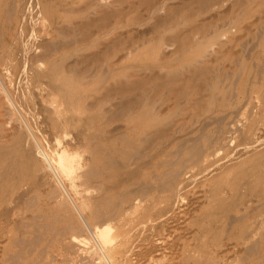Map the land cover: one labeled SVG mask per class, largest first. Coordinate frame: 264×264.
<instances>
[{
	"label": "rangeland",
	"instance_id": "obj_1",
	"mask_svg": "<svg viewBox=\"0 0 264 264\" xmlns=\"http://www.w3.org/2000/svg\"><path fill=\"white\" fill-rule=\"evenodd\" d=\"M13 1L0 264H264V0ZM147 165L170 183L129 189ZM101 187L121 191L112 229L88 217Z\"/></svg>",
	"mask_w": 264,
	"mask_h": 264
},
{
	"label": "bare ground",
	"instance_id": "obj_2",
	"mask_svg": "<svg viewBox=\"0 0 264 264\" xmlns=\"http://www.w3.org/2000/svg\"><path fill=\"white\" fill-rule=\"evenodd\" d=\"M1 1L3 3V7H1L2 9L4 8L5 11H7V12H15L16 11L17 6H16L15 1H13V0H11V1L10 0H1ZM24 11L27 12V9ZM62 81L63 82H61V84L58 85L55 89L56 94L58 96H62L66 101H68L70 99L74 100V98L76 97V93L74 91H72L71 89H69L65 80H62ZM25 82H26V80H25ZM15 97L16 96L14 95L12 97V99H13V101L16 102ZM204 134L205 133H203V135ZM206 136H208L207 132H206ZM204 141H206L205 138H200L197 141L190 142L189 145H187L184 148V150L182 151L181 157L184 154L193 155L196 152H198L197 149H198L199 145H201L200 143L201 142L203 143ZM16 147H17V145L14 147V149ZM5 149H7V147H4V146L0 147V152L2 153V155H3V151H5ZM40 152H41V156L45 160H47L50 163V165H53V160H55L56 164L58 165L57 167H59V169L63 170V168L65 169L67 167V165L65 164V161L61 160L57 155L54 156L53 154H50L47 150H43ZM185 160L186 159H184L183 162L180 161L181 167L183 166V164H185ZM19 161L20 160L18 158L14 160L13 168H14V165L17 167L19 166ZM166 168H167V166H163V167H160L157 169L156 167H154L152 165H147L144 167V170L142 172H138L137 174L132 173L129 176V179H131V180H129L127 183L131 182V183L135 184V187L129 188V189H143V188H148L150 186H154L157 184H163L164 185V184L170 183L171 180L169 178H165L163 176V173H164ZM67 169H69V168H67ZM13 172L14 171L11 170L10 167H9V169L6 168L5 171L0 172V180H5L7 183H10V184L13 183V186H15L16 183H15ZM94 172H95V170L91 169L88 171V174L91 175ZM157 175H158V177H157ZM156 177H157V179H156ZM124 183H126V182H124ZM99 190H100V192H102L99 196L87 197V199L85 201L86 208L88 210V217L90 218V220L92 222H94L96 227H100V228H104V229H112V226L110 224V222L112 220H122L119 217L120 213L122 212L121 191H116L115 187H111L108 189L106 187H101ZM72 192H74V191H72ZM77 194H78V192H77ZM74 205H76V204L74 203ZM70 227L73 230H77L79 228V225L72 223L70 225ZM99 240L101 242H107V240H109L108 233L107 234L102 233L99 237Z\"/></svg>",
	"mask_w": 264,
	"mask_h": 264
}]
</instances>
